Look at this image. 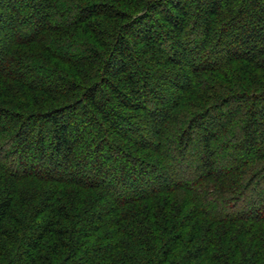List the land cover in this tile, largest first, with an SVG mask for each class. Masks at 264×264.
I'll return each mask as SVG.
<instances>
[{
    "label": "trees",
    "instance_id": "16d2710c",
    "mask_svg": "<svg viewBox=\"0 0 264 264\" xmlns=\"http://www.w3.org/2000/svg\"><path fill=\"white\" fill-rule=\"evenodd\" d=\"M262 182L264 0H0V264H264Z\"/></svg>",
    "mask_w": 264,
    "mask_h": 264
},
{
    "label": "rangeland",
    "instance_id": "374dc122",
    "mask_svg": "<svg viewBox=\"0 0 264 264\" xmlns=\"http://www.w3.org/2000/svg\"><path fill=\"white\" fill-rule=\"evenodd\" d=\"M158 16H156V18H157ZM141 127V133H143V134H145V132L147 131V129L148 128H146V126L145 127H143V126H140ZM190 154H191V152H189ZM219 157H217V158H219L218 160L219 161H221V160H223V161H228L229 159H230V154H223V153H221V154H219L218 155ZM190 159H192V158H190ZM194 159V158H193ZM182 162V161H181ZM180 163V162H179ZM190 163H189V160L188 161H185L184 162V170H187L188 169V167L190 166L189 165ZM182 168H183V166H182ZM262 185H264V182H262L261 183ZM259 196V194L257 195V197Z\"/></svg>",
    "mask_w": 264,
    "mask_h": 264
}]
</instances>
